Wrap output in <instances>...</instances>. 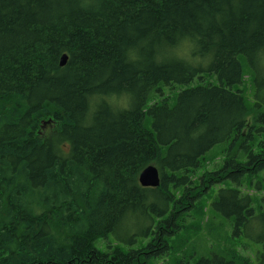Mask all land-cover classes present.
Masks as SVG:
<instances>
[{
  "label": "trees",
  "instance_id": "16d2710c",
  "mask_svg": "<svg viewBox=\"0 0 264 264\" xmlns=\"http://www.w3.org/2000/svg\"><path fill=\"white\" fill-rule=\"evenodd\" d=\"M246 191H264V0H0V264H155L207 212L264 264Z\"/></svg>",
  "mask_w": 264,
  "mask_h": 264
},
{
  "label": "rangeland",
  "instance_id": "374dc122",
  "mask_svg": "<svg viewBox=\"0 0 264 264\" xmlns=\"http://www.w3.org/2000/svg\"><path fill=\"white\" fill-rule=\"evenodd\" d=\"M242 65L244 69L246 68L244 60H242ZM248 75L244 80V89L246 95L250 91V84L247 79ZM165 90H163L164 92ZM170 94L167 90L164 92V96ZM225 145L219 144L218 146L213 147L206 156V163H204V167L199 170L200 175L203 172H207V170H215L219 165L222 164V159L224 156L223 149H225ZM218 187L213 188L216 191ZM247 193L253 195L255 198H264V191H260L258 193H253L251 191H246ZM209 205V203H208ZM206 202L204 206H208ZM190 220V219H188ZM192 220V219H191ZM193 223H197L196 219L192 221ZM197 229L192 232H187L188 235V243H176L174 246L173 252L170 253L169 256L165 258V260H161L156 262L155 264H179L178 262L182 255L187 256L193 250L196 253L207 255L210 250H215L217 252L221 251H232L236 250V252L243 258L248 261L247 264H260L259 262V251L260 247L254 245L251 242L250 238L240 239L239 241H233L228 237L229 223L223 219L215 218L212 214L208 212L205 216H203L202 220L198 221ZM257 227H252L251 231L256 230ZM183 253V254H182ZM258 254V255H257ZM197 256V255H196ZM192 262V261H191ZM192 264V263H191Z\"/></svg>",
  "mask_w": 264,
  "mask_h": 264
},
{
  "label": "water",
  "instance_id": "95a60500",
  "mask_svg": "<svg viewBox=\"0 0 264 264\" xmlns=\"http://www.w3.org/2000/svg\"><path fill=\"white\" fill-rule=\"evenodd\" d=\"M67 56H62L59 62V66L63 67L66 63ZM160 175L157 169L150 165L145 167V169L139 174V184L141 187L157 188L159 185Z\"/></svg>",
  "mask_w": 264,
  "mask_h": 264
},
{
  "label": "bare ground",
  "instance_id": "6f19581e",
  "mask_svg": "<svg viewBox=\"0 0 264 264\" xmlns=\"http://www.w3.org/2000/svg\"><path fill=\"white\" fill-rule=\"evenodd\" d=\"M181 89V88H180ZM164 95V94H163ZM170 94H168V95H166L165 97L167 98V96H169ZM169 97H171V96H169ZM47 127L46 126H43V128H42V130H43V132H46L47 130ZM41 129H40V132H39V134H41L42 135V133L43 132H41L42 131ZM157 169V168H156ZM157 171H158V169H157ZM158 174H159V172H158ZM138 181H139V178H138ZM159 184H160V180H159ZM140 185V184H139ZM141 186V185H140ZM159 186V185H158ZM143 188V187H142ZM145 188H150V187H145Z\"/></svg>",
  "mask_w": 264,
  "mask_h": 264
}]
</instances>
